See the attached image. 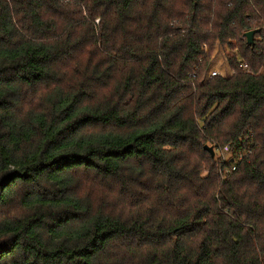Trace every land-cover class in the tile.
Returning <instances> with one entry per match:
<instances>
[{
  "label": "trees",
  "instance_id": "16d2710c",
  "mask_svg": "<svg viewBox=\"0 0 264 264\" xmlns=\"http://www.w3.org/2000/svg\"><path fill=\"white\" fill-rule=\"evenodd\" d=\"M213 1L0 0V264H264V0Z\"/></svg>",
  "mask_w": 264,
  "mask_h": 264
},
{
  "label": "built area",
  "instance_id": "2783aa9c",
  "mask_svg": "<svg viewBox=\"0 0 264 264\" xmlns=\"http://www.w3.org/2000/svg\"><path fill=\"white\" fill-rule=\"evenodd\" d=\"M204 49L206 52H208V48H204ZM213 59L214 58H212V65L214 63ZM225 63H226V61H225ZM226 66L228 69L227 63H226ZM228 70H230V69H228ZM227 74H228V72H227ZM231 74H232L231 70L229 71V75L227 76L225 71H223L221 68L219 69V68L215 67V68H212L211 70L208 71L207 77L208 78L215 77V76L229 77V76H231ZM216 149H217V153H218L217 155L221 159L222 164L223 163H230L231 164V171L236 170L237 164L240 163L244 158H246L252 152L251 149H249L247 151L240 152L239 154L235 155L230 151L229 145H225L223 147H217Z\"/></svg>",
  "mask_w": 264,
  "mask_h": 264
},
{
  "label": "rangeland",
  "instance_id": "374dc122",
  "mask_svg": "<svg viewBox=\"0 0 264 264\" xmlns=\"http://www.w3.org/2000/svg\"><path fill=\"white\" fill-rule=\"evenodd\" d=\"M215 1H219V0H214L213 1V4L211 5V13H219L221 11V8L217 6ZM185 2H183V0H179V2L176 5L177 6V10H180L183 13H188V7H186ZM183 4H185V6ZM220 13H222V11ZM225 55H226V53L224 52L222 47L219 44H216L215 47H214V50L212 51V56H213L212 58H214L213 59L214 63H213V65L211 63V66H210L209 70H211L212 68L216 67L215 62H216L217 58H220V65L222 67L220 65H218L217 68H219V69L221 68L223 71H225L226 75L228 76L229 75V70L227 69V66H226L227 62L225 63V61H226ZM227 71H228V74H227ZM203 175H207V172L203 171Z\"/></svg>",
  "mask_w": 264,
  "mask_h": 264
},
{
  "label": "water",
  "instance_id": "95a60500",
  "mask_svg": "<svg viewBox=\"0 0 264 264\" xmlns=\"http://www.w3.org/2000/svg\"><path fill=\"white\" fill-rule=\"evenodd\" d=\"M256 32H258V30L247 31V32H245V33L243 34V36H244V38L246 39V41H247L248 44H251V43H252L253 36H254V34H255ZM204 150H205L206 152L209 153V155L211 156V158L214 157V152H213V148H212V147H210V146H205V147H204Z\"/></svg>",
  "mask_w": 264,
  "mask_h": 264
},
{
  "label": "crops",
  "instance_id": "0c3cea01",
  "mask_svg": "<svg viewBox=\"0 0 264 264\" xmlns=\"http://www.w3.org/2000/svg\"><path fill=\"white\" fill-rule=\"evenodd\" d=\"M229 69V68H228ZM230 71V70H229ZM228 72V71H227Z\"/></svg>",
  "mask_w": 264,
  "mask_h": 264
}]
</instances>
